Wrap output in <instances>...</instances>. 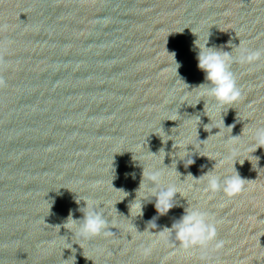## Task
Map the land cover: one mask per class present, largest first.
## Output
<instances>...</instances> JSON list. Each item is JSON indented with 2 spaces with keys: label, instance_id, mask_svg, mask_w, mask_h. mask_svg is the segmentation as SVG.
Segmentation results:
<instances>
[{
  "label": "water",
  "instance_id": "95a60500",
  "mask_svg": "<svg viewBox=\"0 0 264 264\" xmlns=\"http://www.w3.org/2000/svg\"><path fill=\"white\" fill-rule=\"evenodd\" d=\"M207 31L233 55L239 41L264 49V0H0V264H264V149L257 165L235 164L249 181L231 198L195 179L230 170L215 160L246 155L242 129L264 125V56L232 65L242 98L222 116L233 138L192 89ZM142 164L185 197L164 215L154 197L142 215L132 207ZM82 199L110 224L90 241L62 226ZM187 205L215 221L219 248L152 244Z\"/></svg>",
  "mask_w": 264,
  "mask_h": 264
},
{
  "label": "clouds",
  "instance_id": "9594fccd",
  "mask_svg": "<svg viewBox=\"0 0 264 264\" xmlns=\"http://www.w3.org/2000/svg\"><path fill=\"white\" fill-rule=\"evenodd\" d=\"M196 36L194 49L198 50L196 54L197 68L204 73V81L192 87V89L196 90L197 103L201 100L204 101V105L208 101L212 102V107L220 113L219 126L229 128L231 135L232 128L235 125L226 127L222 113L226 115L228 110L233 108L232 106L242 98L241 89L232 71V65L234 63L252 64L264 56V49H249L242 46V42L239 41V44L236 45V54L233 55V45L231 42L228 44L231 51H225L222 47L209 46V31L203 36L202 40L199 35L196 34ZM172 58L175 63V75L177 76L176 70L180 67V64L175 61L174 53L172 54ZM4 83V80L0 78V87L4 86ZM183 84L187 89L189 88L184 82ZM177 114H179L178 111ZM242 133L248 137L246 155L241 157L239 150L233 147L229 154L223 157L219 163L213 159L216 161L215 165L218 167L225 163L230 164V170L226 169L224 172H219L212 167L209 171L195 178L205 182L204 190L207 193L212 195L223 193L226 197L231 198L244 191L245 185L249 180L241 178L235 168V164L238 162L242 165L246 159L252 163L254 159L255 165H257L259 157L253 156L252 153L257 148L264 149V125L247 130L242 129ZM241 134L236 136L231 135V137L236 138ZM177 143L179 146V142ZM187 146H184V155L179 156V158L184 160L186 156H189L186 160L188 161L187 165H190L194 161L190 158ZM142 166V179L136 190L135 203L132 205L137 210L136 216L142 215V200H148L149 197L155 198L154 207L157 213L164 215L176 206L174 198L177 193L181 197L184 196L174 183H165L162 169L155 167L146 169L143 164ZM171 166L172 171L179 173L176 171L175 160L172 161ZM201 167L203 168L204 166L201 165ZM131 175L134 179L135 174L132 173ZM138 193L140 194L139 199H137ZM82 200L84 201V206L77 209L82 215L79 218H73V211L70 209L69 215L62 226L72 234L71 236H76L80 241H90L104 234L109 229L110 224L105 219L103 211L98 210L99 205L97 203L91 200ZM76 203L79 204L80 200H76ZM172 239L177 243L179 249L184 252H191L197 249L206 252L210 246L219 248L222 244L221 241L217 240V225L209 213L201 210L199 207H190L188 205L184 208L183 214L178 219H175L170 227H165L162 231H159V236L152 241V244L167 243Z\"/></svg>",
  "mask_w": 264,
  "mask_h": 264
}]
</instances>
